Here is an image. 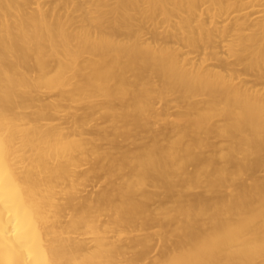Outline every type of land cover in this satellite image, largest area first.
<instances>
[{
    "label": "bare ground",
    "instance_id": "6f19581e",
    "mask_svg": "<svg viewBox=\"0 0 264 264\" xmlns=\"http://www.w3.org/2000/svg\"><path fill=\"white\" fill-rule=\"evenodd\" d=\"M41 3L0 0V264H121L156 235L152 264H264V177L221 192L264 165V0ZM167 95L203 103L137 132L169 121L155 106ZM79 97L103 98L101 117L121 123L107 143L64 105ZM118 137L132 148L112 153ZM183 182L211 198L181 197Z\"/></svg>",
    "mask_w": 264,
    "mask_h": 264
},
{
    "label": "rangeland",
    "instance_id": "374dc122",
    "mask_svg": "<svg viewBox=\"0 0 264 264\" xmlns=\"http://www.w3.org/2000/svg\"><path fill=\"white\" fill-rule=\"evenodd\" d=\"M93 1L94 0H73V3H79V4L81 3L85 10L91 11L93 8L91 6ZM56 4H57L58 8L61 7L57 3V0H42L41 7L46 9L49 7H55ZM71 7H73V5H71L70 8ZM76 16L78 17L79 15L76 14ZM88 22L89 21H85L84 23H77L76 25L77 26H80L81 24L88 25ZM139 22H142V21H139ZM135 23H138V22H135ZM143 24L145 27L143 29V31H145V32H147V31L153 32V31H160L161 30V28H160L161 24H159V23L158 24H156V23H143ZM96 25H97L96 27L106 26L107 23L103 22L101 24H96ZM98 32L99 31H97V33ZM146 37L147 36H144V38H146ZM118 40H122V39L118 38ZM218 46H219V49L217 48L216 50L220 51L219 56L225 57V56L230 55L226 43L225 44L220 43V41H219ZM205 52L207 54V56H205L207 58L206 63H210L211 62V55H212L211 52L213 53V51L206 48ZM84 58H87V55H84ZM241 68L243 69V66H241ZM129 75L130 74H127V76H129ZM241 77H245L244 74H242ZM79 98L80 99H78L75 103H72V104L64 103V105L76 110L79 119H81L80 125L84 129H86V130L100 129L101 132L105 131V134L103 136H101V135L98 136L96 134H92V135L88 136L89 138L92 139V142L94 144L98 145V144L107 143L106 141H103L105 135L110 133L113 128H120L121 123L113 122L110 118L101 117L100 107L102 106V103H104L103 98H101V97H97L96 99L92 98V99H90L91 102L85 100L82 97H79ZM202 99L203 98L201 96H198V97L190 98L188 100H183V99H179V98L175 97V95H172V96L167 95L166 97H164L162 99H159V100L156 99L155 100V106L157 108H160V109L168 108L169 109V114L171 115L169 121H162V120H160L158 122L153 121L152 123H150V125L146 126L145 128L143 125H141V126L135 127L134 129L137 132H141V131L146 130V129L148 130L150 128L155 129V130H157V129L162 130L163 129L164 131L165 130L167 131L168 129H171L170 127H172V128L174 127V125L172 124L171 121L176 119V116L182 115L186 111V109L188 107H190V105L191 106L192 105H197V106L201 105V103H203ZM112 105L115 108H119V103L116 101H114L112 103ZM219 120H220L219 117L211 118L209 121V126H214V124H216ZM149 135L150 134H146L147 138H149ZM172 136H173V133H171L168 137L170 138ZM209 139L215 144H221L223 138L220 135L213 133L209 136ZM116 141L118 144V148L113 150L112 153L119 151V147H122V146H123V149H131L132 148V145H130L128 142H126V140H124L121 137H118L116 139ZM161 143L165 144V141H162ZM201 151L203 153H207L209 151V149L205 148V149H202ZM216 159H217L216 162L218 165H223L222 160L219 157H217ZM187 171L192 172V167H188ZM263 177H264V165L254 172H246L241 176H236V178H234L228 182L226 189H221V192H225V194L227 195L228 191L235 192L236 187L238 185H240L241 183L250 184L253 179H261ZM182 178H185V177H182ZM182 184H183V186L178 189V191L181 192L180 193L181 197L186 196L188 199H191L195 195H200V196H203L204 199L209 200V198H211V196H212L211 189L209 187H206V185L203 183L197 187L191 186L187 182H183V183H181V185ZM155 188L156 187H154V186L147 187V189L150 191H156ZM96 190L99 191L100 189L96 188ZM167 218H168V221H170L172 227H174L177 224V221L182 220L181 217H174L172 215V213L167 215ZM166 229L167 228L164 226L163 227H157L153 230H150V232H159V233L163 234L166 232ZM134 234L136 236H139L137 238H142V235L144 233H139V235H137L138 233H134ZM128 236H129V234L127 235V237ZM167 238L169 241L172 240L171 236H167ZM162 247H163V245L158 240V237L156 235V241L154 242L153 250L145 259L138 260L135 258V253L139 250L140 246H134V247H130L127 249V253L121 259L122 260L121 264H152L153 263V257L160 252Z\"/></svg>",
    "mask_w": 264,
    "mask_h": 264
}]
</instances>
